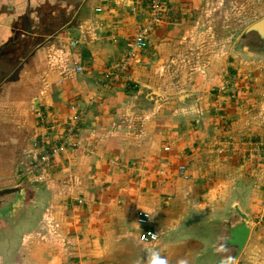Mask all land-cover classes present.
<instances>
[{
  "label": "crops",
  "instance_id": "obj_1",
  "mask_svg": "<svg viewBox=\"0 0 264 264\" xmlns=\"http://www.w3.org/2000/svg\"><path fill=\"white\" fill-rule=\"evenodd\" d=\"M166 1L170 14L129 79L107 85L146 10L133 13L131 0H0V190L27 181L31 194L0 218V264H185L186 216L221 220L238 203L254 222L246 245L264 221V163L221 145L212 99L239 68L264 64V43L239 42L264 18V0ZM70 105L83 110L78 146L45 178L22 177L33 143ZM138 210L156 241L139 240Z\"/></svg>",
  "mask_w": 264,
  "mask_h": 264
},
{
  "label": "rangeland",
  "instance_id": "obj_2",
  "mask_svg": "<svg viewBox=\"0 0 264 264\" xmlns=\"http://www.w3.org/2000/svg\"><path fill=\"white\" fill-rule=\"evenodd\" d=\"M250 70V72H246L239 68L234 76L225 79V82L221 84L219 92L216 93L218 97L213 96L214 98H212L219 105V109L214 113L218 116L217 127L221 128V145H225L231 150L235 149L236 153L238 151L243 153L240 146L242 140L247 138L261 139L259 137L264 136L262 134L264 132V64L255 60L254 67ZM32 186L35 184L33 183ZM238 197L242 199L244 204L246 203L245 196ZM257 206L258 209L261 207L260 204ZM183 223L180 225L181 228L178 227V231L182 230L187 234L184 244L190 248L189 259L185 264H200L198 253L203 249L206 257L205 264H216L220 260L214 247L222 224L219 218H213L207 214H201V216L192 214L186 216ZM257 226L259 228L253 230V237L249 239L239 258L233 264H264V221ZM203 227L209 228L210 231L204 232ZM203 236H207L205 238L211 237V240L214 238L212 245H210L212 251L207 241L203 242Z\"/></svg>",
  "mask_w": 264,
  "mask_h": 264
},
{
  "label": "built area",
  "instance_id": "obj_3",
  "mask_svg": "<svg viewBox=\"0 0 264 264\" xmlns=\"http://www.w3.org/2000/svg\"><path fill=\"white\" fill-rule=\"evenodd\" d=\"M133 13L146 10L147 17L139 25L134 36L125 44V53L103 75L107 85L128 79V69L136 61L140 52L143 51L154 32L164 23L170 14V7L166 0H131ZM74 44V43H72ZM82 71L80 66L76 67ZM42 120V114L38 113ZM83 116V110L77 105H70L67 117L62 122L52 123L40 140L33 143L28 154L29 162L22 172L26 179H43L57 168L59 159L78 146V132ZM243 158L253 159L264 163V140L247 138L240 143ZM168 147L164 148L167 151ZM179 177L188 179L185 165L177 167ZM81 201L79 200L78 203ZM151 220L150 213L138 210L135 212L136 224L143 230L139 240L149 244L158 239V234L149 229Z\"/></svg>",
  "mask_w": 264,
  "mask_h": 264
},
{
  "label": "water",
  "instance_id": "obj_4",
  "mask_svg": "<svg viewBox=\"0 0 264 264\" xmlns=\"http://www.w3.org/2000/svg\"><path fill=\"white\" fill-rule=\"evenodd\" d=\"M251 38L255 44L264 43V18L249 25L240 35L242 44L246 38ZM28 183L0 190V218L10 219L21 211L31 200L28 193ZM221 227L215 241V251L219 256L216 264H233L240 256L248 240L252 220L238 203H233L224 218L220 220Z\"/></svg>",
  "mask_w": 264,
  "mask_h": 264
},
{
  "label": "flooded vegetation",
  "instance_id": "obj_5",
  "mask_svg": "<svg viewBox=\"0 0 264 264\" xmlns=\"http://www.w3.org/2000/svg\"><path fill=\"white\" fill-rule=\"evenodd\" d=\"M202 230H203L204 232H209V231H210V229H209V228L206 229V227H203ZM215 230H216V229H215ZM214 236H215V235H214ZM213 239H214V238H213ZM213 239L211 240V237L206 239V240H207V243H208V246L212 245V241H213ZM208 246H207V247H208ZM210 249H211V251H212V246H210ZM200 264H205V262H204L203 260H200Z\"/></svg>",
  "mask_w": 264,
  "mask_h": 264
},
{
  "label": "clouds",
  "instance_id": "obj_6",
  "mask_svg": "<svg viewBox=\"0 0 264 264\" xmlns=\"http://www.w3.org/2000/svg\"><path fill=\"white\" fill-rule=\"evenodd\" d=\"M153 264H162V262L153 261Z\"/></svg>",
  "mask_w": 264,
  "mask_h": 264
}]
</instances>
